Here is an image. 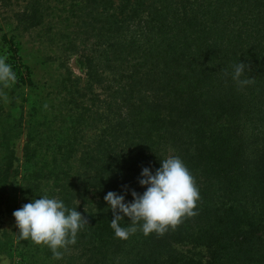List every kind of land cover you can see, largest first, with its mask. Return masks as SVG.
I'll return each mask as SVG.
<instances>
[{
	"label": "trees",
	"instance_id": "trees-1",
	"mask_svg": "<svg viewBox=\"0 0 264 264\" xmlns=\"http://www.w3.org/2000/svg\"><path fill=\"white\" fill-rule=\"evenodd\" d=\"M3 11L41 29L61 60L77 54L85 78L64 64L45 92L2 35L15 84L34 98L12 116L0 93V219L48 195L87 224L57 260L18 229L2 239L0 222V253L17 264H264V0H0ZM238 61L253 81L242 88L225 75ZM170 155L194 177L197 214L163 235L116 238L104 195L142 193L141 169Z\"/></svg>",
	"mask_w": 264,
	"mask_h": 264
},
{
	"label": "clouds",
	"instance_id": "clouds-1",
	"mask_svg": "<svg viewBox=\"0 0 264 264\" xmlns=\"http://www.w3.org/2000/svg\"><path fill=\"white\" fill-rule=\"evenodd\" d=\"M230 75L239 87L253 81L245 74V65L238 61L232 65ZM15 73L5 56H0V82L15 81ZM138 184L145 190L123 188L121 192L108 191L103 199L113 213L110 227L114 236L127 240L138 230L143 235L151 233L163 235L169 228L175 229L186 217L197 214L199 189L194 177L178 155H170L160 160V166L154 171L150 167L141 169ZM131 201H126L129 194ZM20 240L47 246L57 260L62 259L69 246L77 241L78 233L87 224L81 213L68 208L62 199L41 195L23 204L12 213ZM130 220L129 226H122L124 217Z\"/></svg>",
	"mask_w": 264,
	"mask_h": 264
},
{
	"label": "rangeland",
	"instance_id": "rangeland-1",
	"mask_svg": "<svg viewBox=\"0 0 264 264\" xmlns=\"http://www.w3.org/2000/svg\"><path fill=\"white\" fill-rule=\"evenodd\" d=\"M7 37L14 36V41L19 49L24 62L32 70L33 78L39 81L41 89L45 92H53L54 81L57 74L63 70V65H68L73 73L84 80L85 71L79 65L77 54H71L68 59L61 60L57 56L56 48L50 43L43 32L39 28L25 29L18 25L14 19L9 18L6 11L0 12V56L7 58V49L2 40V35ZM57 56V57H56ZM44 83H46L44 85ZM28 89L18 86L14 81L7 84L0 82V93L2 94V103L6 110L10 109L12 116H17L21 111L20 108L24 107L34 98L33 93H29ZM26 110V109H25ZM25 141L24 133H21L16 140L15 151L19 165L22 158V146ZM14 198V199H12ZM12 201L17 197H12ZM18 203V199L16 201ZM4 236L2 239L14 240L17 232L15 219L13 215L4 213L0 219ZM197 250H192L195 252ZM0 264H17L13 253L1 252Z\"/></svg>",
	"mask_w": 264,
	"mask_h": 264
}]
</instances>
